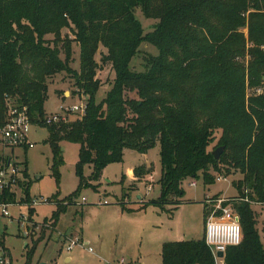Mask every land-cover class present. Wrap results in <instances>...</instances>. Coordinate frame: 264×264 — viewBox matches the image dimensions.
<instances>
[{
  "label": "trees",
  "instance_id": "1",
  "mask_svg": "<svg viewBox=\"0 0 264 264\" xmlns=\"http://www.w3.org/2000/svg\"><path fill=\"white\" fill-rule=\"evenodd\" d=\"M136 10L156 21L151 32L144 34ZM245 26L254 46L247 72L255 87L264 77V0H0V127L8 101L26 107L32 125L47 131L44 142L54 166L61 144L73 143L77 173L91 165L95 179L107 165L122 162L124 151L145 155L158 144L160 195L141 202L143 207L177 205L185 180L201 176L205 185L215 182L211 169L238 171L242 178L233 183L238 195L224 205L238 214L242 241L226 249L224 261L264 264V241L252 209L264 206V96L246 104L244 66L235 61L246 51L238 33ZM64 30L69 34L62 36ZM74 43L78 71L70 65ZM143 43L157 55L143 56L142 71H135L130 63ZM103 66L115 77L97 102V71ZM61 73L75 78V94L85 95V114L47 125V80ZM217 131L221 136L210 150ZM219 147L224 151L215 160L212 152ZM144 172V166L134 169L139 179ZM22 184L23 202L29 203ZM55 205L53 226L66 208ZM32 209L29 205V215ZM207 217L205 205L204 223ZM161 258L162 264H215L204 234L197 241L164 243Z\"/></svg>",
  "mask_w": 264,
  "mask_h": 264
},
{
  "label": "rangeland",
  "instance_id": "2",
  "mask_svg": "<svg viewBox=\"0 0 264 264\" xmlns=\"http://www.w3.org/2000/svg\"><path fill=\"white\" fill-rule=\"evenodd\" d=\"M251 11L248 8L246 19ZM135 17L144 34L151 32L156 25V21L146 19L140 10L135 11ZM238 33L245 40L246 51L244 56H238L235 61L244 66L247 104L250 98L264 96V77L258 86L251 87L247 72L251 60L248 50L254 46L249 42L248 27L239 28ZM66 34L69 32L64 30L62 36ZM72 50L73 61L70 65L78 71V45L74 43ZM145 55L156 56L157 50L149 44H141L140 53L131 61L130 68L142 71ZM99 60L100 55L97 54L96 61ZM114 77L110 66H103L97 71V78L101 82L96 94L97 102L106 97ZM47 87V97L43 103L45 116L57 112L59 106L86 104L85 95L74 93L75 78L67 73L49 78ZM9 104L14 105L13 101H8L6 112ZM76 119L75 114L69 117L70 121ZM220 136L221 131H217L210 150L216 146ZM46 137V129L32 126L30 140L34 146L31 149L3 148L0 144V158L4 155L12 158L19 167L26 166L24 183L28 187L30 201L35 198L48 201L33 206L29 215L28 206L31 202H23L26 187L22 184L17 190L20 204L12 210L14 221L5 238V245L11 253V264H162L164 243L197 241L202 238L208 218L204 223V206L207 216L213 207L207 202L209 199L215 196L228 199L238 195L233 183L241 180L242 175L233 169L226 172V168L220 166L219 173L210 170L215 178L211 185H205L201 176L185 180L181 185L184 195L178 199L177 205L159 208L146 204L143 207L141 202L157 200L160 195L158 144L145 155L124 151L122 162L107 165L95 179L91 165L84 166L81 173H77L78 145L73 143L61 144L60 156L54 166L50 147L44 142ZM139 166H144L147 171L140 179L134 173V169ZM218 177L222 180L217 181ZM191 183H195V186H191ZM55 202L66 204V208L58 214L53 226L51 218L58 210ZM252 209L257 217L261 240L264 241V206L252 204ZM21 215L24 220L17 223ZM76 238H82L83 241L68 251L69 242Z\"/></svg>",
  "mask_w": 264,
  "mask_h": 264
},
{
  "label": "built area",
  "instance_id": "3",
  "mask_svg": "<svg viewBox=\"0 0 264 264\" xmlns=\"http://www.w3.org/2000/svg\"><path fill=\"white\" fill-rule=\"evenodd\" d=\"M86 104L73 106H59L58 111L45 117L47 125L59 122H69L71 115L77 118L85 114ZM32 123L28 116L26 107H20L9 104L6 112L4 125L0 127V144L3 148H20L24 151L31 149L34 144L30 140ZM8 161H10L8 165ZM24 166L19 167L14 164L12 158L2 156L0 158V264H11V253L5 245L9 226L13 223L12 210L19 207L20 199L17 198V190L24 183ZM222 180L218 177L217 181ZM195 186V183H191ZM150 189V188H149ZM84 201V199H82ZM43 198H35L31 201L30 206L47 203ZM208 203L213 207L204 226V239L206 245L212 251L215 264H225V252L228 247L238 246L242 241V231L239 223V217L231 204L226 198L209 199ZM104 204H107L104 201ZM19 220H24L23 215ZM27 221V220H26ZM81 240L76 238L69 242L67 250ZM91 251V249H88ZM217 253H222L223 257H217Z\"/></svg>",
  "mask_w": 264,
  "mask_h": 264
},
{
  "label": "water",
  "instance_id": "4",
  "mask_svg": "<svg viewBox=\"0 0 264 264\" xmlns=\"http://www.w3.org/2000/svg\"><path fill=\"white\" fill-rule=\"evenodd\" d=\"M224 148L223 147H219L218 149H216L214 152H212V155L214 157L215 160H218L219 157L221 156V154L223 153ZM10 161H8V165H9ZM217 257H223L222 253H217Z\"/></svg>",
  "mask_w": 264,
  "mask_h": 264
},
{
  "label": "crops",
  "instance_id": "5",
  "mask_svg": "<svg viewBox=\"0 0 264 264\" xmlns=\"http://www.w3.org/2000/svg\"><path fill=\"white\" fill-rule=\"evenodd\" d=\"M129 174H130V173H129ZM80 240L83 241L82 238H81ZM85 245H87V243H86Z\"/></svg>",
  "mask_w": 264,
  "mask_h": 264
}]
</instances>
